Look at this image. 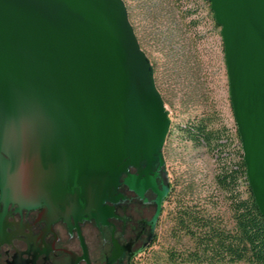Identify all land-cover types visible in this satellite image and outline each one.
<instances>
[{
    "label": "water",
    "instance_id": "obj_1",
    "mask_svg": "<svg viewBox=\"0 0 264 264\" xmlns=\"http://www.w3.org/2000/svg\"><path fill=\"white\" fill-rule=\"evenodd\" d=\"M209 1L264 214V0ZM170 123L125 0H0V203L100 210L129 165L163 162Z\"/></svg>",
    "mask_w": 264,
    "mask_h": 264
},
{
    "label": "rangeland",
    "instance_id": "obj_2",
    "mask_svg": "<svg viewBox=\"0 0 264 264\" xmlns=\"http://www.w3.org/2000/svg\"><path fill=\"white\" fill-rule=\"evenodd\" d=\"M125 1L172 119L173 144L166 160L171 174L177 179L187 167L196 170L202 191L196 192L192 201L200 200L205 205L208 201V208L219 211L220 217L230 222L222 194L204 192L214 188L218 154L222 151L217 152L204 141L195 145L180 132L184 124L203 118L210 128L225 131L228 126L236 133L221 27L215 23L210 3L208 0ZM187 97L189 101L185 104ZM179 193H175L176 197L163 213L154 242L139 248L133 264H178L170 261V250L188 242V237L172 229ZM212 201L219 204L213 206Z\"/></svg>",
    "mask_w": 264,
    "mask_h": 264
},
{
    "label": "flooded vegetation",
    "instance_id": "obj_3",
    "mask_svg": "<svg viewBox=\"0 0 264 264\" xmlns=\"http://www.w3.org/2000/svg\"><path fill=\"white\" fill-rule=\"evenodd\" d=\"M190 124L180 129L189 139ZM172 127L171 119L162 147L163 162L156 160L150 167L146 162L129 165L100 210L51 219L42 206L0 203V264H133L139 248L154 242L175 193L180 192L178 197L185 200L202 191L196 170L187 167L177 179L171 174L166 160L173 144ZM226 131L231 128L227 126ZM191 140L195 145L199 142ZM216 175L214 188L204 192H220L224 199L222 192H232L231 185L224 189ZM247 185L248 181L243 186ZM214 201V206L219 204Z\"/></svg>",
    "mask_w": 264,
    "mask_h": 264
},
{
    "label": "trees",
    "instance_id": "obj_4",
    "mask_svg": "<svg viewBox=\"0 0 264 264\" xmlns=\"http://www.w3.org/2000/svg\"><path fill=\"white\" fill-rule=\"evenodd\" d=\"M212 12L216 25L221 27ZM190 123L191 139L204 141L217 152L222 151L218 154L216 177L224 189L231 185L232 192H222L230 222L223 220L219 211L208 208V201L206 205L200 200L192 201L193 193L189 199L178 197L172 229L188 237V242L170 250V261L178 264H264V214L249 182L238 127L235 133L210 128L203 118ZM247 181V187L243 186Z\"/></svg>",
    "mask_w": 264,
    "mask_h": 264
},
{
    "label": "built area",
    "instance_id": "obj_5",
    "mask_svg": "<svg viewBox=\"0 0 264 264\" xmlns=\"http://www.w3.org/2000/svg\"><path fill=\"white\" fill-rule=\"evenodd\" d=\"M166 108H167V106H166ZM168 110V109H167ZM168 113H169V110H168ZM170 117V116H169Z\"/></svg>",
    "mask_w": 264,
    "mask_h": 264
}]
</instances>
